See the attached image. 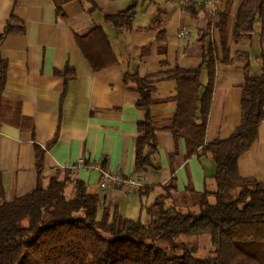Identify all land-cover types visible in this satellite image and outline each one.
<instances>
[{
    "label": "crops",
    "instance_id": "obj_1",
    "mask_svg": "<svg viewBox=\"0 0 264 264\" xmlns=\"http://www.w3.org/2000/svg\"><path fill=\"white\" fill-rule=\"evenodd\" d=\"M189 0L191 14L181 0H140L132 26L117 30L106 16L125 9L131 0H0V176L4 198L10 201L42 186L57 170L71 169L91 192L98 193L100 209H116L127 218L131 210L155 198L171 179V199L185 208L195 206L203 191L213 192L215 163L209 156H187L184 141L175 140L168 127L175 113L176 67L203 65L204 43L211 41L216 64L206 127V142L229 138L239 125L244 67L260 74L264 52V11L249 37L231 39L237 0ZM229 8L228 62H222L218 12ZM97 25L108 42L90 33ZM181 28L186 35L179 37ZM238 51L247 57L237 56ZM136 74L153 85L150 105L157 150L153 166L135 171L137 124L144 111L138 93L125 82ZM203 86L207 73L202 69ZM200 88V93L203 90ZM36 146L42 150L37 167ZM80 158L100 162L102 169L140 178L138 191L118 186L99 188V171L78 166ZM241 177L264 185V119L257 138L237 160ZM154 198V199H153ZM152 201V202H153Z\"/></svg>",
    "mask_w": 264,
    "mask_h": 264
},
{
    "label": "trees",
    "instance_id": "obj_2",
    "mask_svg": "<svg viewBox=\"0 0 264 264\" xmlns=\"http://www.w3.org/2000/svg\"><path fill=\"white\" fill-rule=\"evenodd\" d=\"M68 0H54L57 7ZM131 0L125 9L106 16L117 30H128L137 3ZM195 14L193 5H183ZM264 0H239L233 15L231 39L249 37L255 22L262 17ZM229 8L218 12L222 62H228L227 29ZM90 33L105 47L107 39L97 25ZM203 65L198 68L176 67L175 113L168 129L175 140L182 139L186 155L209 156L215 163L216 188L203 191L193 207L181 208L171 199L175 184L170 180L164 193L149 204H141L148 219L145 223L121 216L116 209H100L98 193L91 192L71 169L57 170L45 186L38 181L28 194L10 201L4 198L0 176V264H72L51 258L52 251L72 242L90 264H264V185L254 178L241 177L238 157L257 138L259 123L264 119V52L258 75L246 65L241 84L242 113L239 125L227 139L206 142L216 64L220 61L213 42L204 43ZM237 56L247 57L244 51ZM206 70L207 81L200 75ZM4 66L0 64V85ZM126 84L138 93L137 106L144 111L137 124L135 171L153 166L157 150L155 128L150 111L152 83L136 74H125ZM203 90L200 93V88ZM42 150L36 146L37 167ZM68 190V192H67ZM210 236L211 255L197 258L196 244L177 240L186 235Z\"/></svg>",
    "mask_w": 264,
    "mask_h": 264
},
{
    "label": "rangeland",
    "instance_id": "obj_3",
    "mask_svg": "<svg viewBox=\"0 0 264 264\" xmlns=\"http://www.w3.org/2000/svg\"><path fill=\"white\" fill-rule=\"evenodd\" d=\"M237 4H239V0H237ZM68 192V190H67ZM163 191L162 193H164ZM150 199L148 202L146 201V196L143 198V204L149 205L152 203L153 200L152 197H149ZM154 199V198H153ZM128 219L131 220H140L141 222L145 223L147 221L148 217L144 210H140L138 207L137 210H131L129 216H126ZM177 240L184 242V243H190L197 245V251L195 253V256L197 258H206L211 255L212 247L210 243V236L208 234H202V235H186V236H180L177 238ZM52 256L51 258L58 259L60 261H66L70 262L72 264H90L85 256L83 255L82 251L77 245H74L72 242H68L67 244L58 247L52 253L50 254Z\"/></svg>",
    "mask_w": 264,
    "mask_h": 264
},
{
    "label": "built area",
    "instance_id": "obj_4",
    "mask_svg": "<svg viewBox=\"0 0 264 264\" xmlns=\"http://www.w3.org/2000/svg\"><path fill=\"white\" fill-rule=\"evenodd\" d=\"M206 5L212 6L210 0L203 1ZM181 3L187 5L189 0H181ZM188 33L186 28H181L178 32L179 37ZM78 166L95 169L99 171V188L102 190L107 189L110 186H118L124 192L138 191L142 187L140 178H135L132 175L125 176L120 172H110L102 169L100 162H90L83 158L78 160Z\"/></svg>",
    "mask_w": 264,
    "mask_h": 264
}]
</instances>
